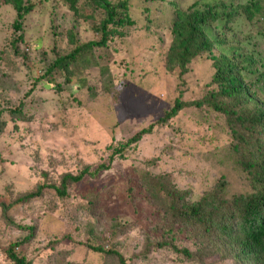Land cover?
<instances>
[{
	"label": "rangeland",
	"instance_id": "374dc122",
	"mask_svg": "<svg viewBox=\"0 0 264 264\" xmlns=\"http://www.w3.org/2000/svg\"><path fill=\"white\" fill-rule=\"evenodd\" d=\"M170 1H131V13L137 27L127 40L118 44L119 51L114 54L110 65L100 68L106 69L102 79L98 78V71H92L90 75L82 73L92 80V84L97 82L98 92L90 99L84 95L87 102L80 105L76 101L70 103L71 96L76 94V84L69 92L64 88L59 94L43 90L37 78L55 59L51 23L60 26L57 51L58 55H63L73 47L70 43V27L73 25L74 43L93 39L87 19L63 5L51 10V4L47 2L44 9L46 7L52 12L35 10L23 22V32H20L13 10L0 3V250L6 249L16 239L28 236L26 227L29 226L34 227L35 232L32 243L26 248L42 252L43 257L50 254L45 244L59 233L71 232L76 240H86L85 223L93 218L85 213L79 217L77 206L73 215V205L60 202L54 192L44 190L40 198L21 203L18 200L35 191L39 185L58 186L64 174L77 175L83 168L94 170L101 164H107L111 145L126 142L168 110L181 83L177 74L168 73L160 60V53L170 42L169 35L162 31L171 21ZM176 1L187 7L193 0ZM231 1L233 4H244L246 0ZM85 12L93 14L100 11L86 8ZM52 13L58 14V18ZM260 21L249 25L239 17L229 24L232 30L226 35L229 40H248L244 49L258 51L264 63L261 41L264 20ZM146 26H150L151 30H145ZM19 34L24 35L25 42L16 40ZM36 43L39 46L32 49ZM94 63L92 61L90 65ZM210 67L209 63L192 66V72L182 77L183 99L191 102L204 94L212 73ZM54 74L53 79L61 85L60 75L57 72ZM78 79L74 78V82ZM109 87L112 89L108 90ZM109 94H118L119 97L112 100ZM259 95L264 98L262 89H259ZM15 108L34 114V120L16 119L17 116L10 113ZM222 129L225 130L222 120L216 121L213 115L188 106L170 125H156L151 134L125 153L124 159H117L108 171L100 173L94 180H88L87 186L110 190L108 202L103 203L107 215L101 217L97 237L105 236L109 220L118 217L132 228L106 248H115L126 258L137 254L134 264H171L167 262L170 256L168 250L151 251L145 259L138 257L142 256L147 241L153 243L158 238L143 232L150 229L147 226L156 216L154 209L160 207L143 201L135 212L124 196L128 175L138 185L146 171L154 175L165 174L176 189L191 193L193 199L209 192L223 180L227 183L224 192L228 200L250 193L247 176L223 157L228 153L229 137ZM176 130L182 132L186 139L176 136ZM75 190L76 187H70V191ZM142 195H145L144 189ZM77 226L81 227L79 235L73 231ZM68 249L73 254L69 255L66 251V255L57 256L100 264L97 255L86 254L79 247ZM43 263V259L36 262ZM0 264H7L1 251ZM109 264L114 263L110 261Z\"/></svg>",
	"mask_w": 264,
	"mask_h": 264
},
{
	"label": "trees",
	"instance_id": "16d2710c",
	"mask_svg": "<svg viewBox=\"0 0 264 264\" xmlns=\"http://www.w3.org/2000/svg\"><path fill=\"white\" fill-rule=\"evenodd\" d=\"M131 1L0 0V3L13 10L20 32H23V22L35 10L43 9L51 13L60 5L87 19L93 39L74 43L73 25L70 27V43L73 47L63 55H58L57 51L56 40L60 26L51 23L55 59L44 74L37 78L43 90L59 94L64 88L69 92L76 84V94L71 96L70 103L76 101L80 105L87 102L84 95L90 99L96 97L98 92L97 82L92 84V80L82 73L90 75L92 71H98V78L102 79L106 69L100 68L110 65L114 54L119 51L118 44L127 40L137 27L131 13ZM144 1L154 3L162 0ZM47 2L51 4V10L46 7L44 9ZM86 8L94 12L98 9L100 12L92 14L85 12ZM169 12L171 21L162 31L169 35L170 42L166 50L160 53V60L168 73L177 74L181 83L177 86V96L168 110L163 112L160 119L136 132L126 142L111 145L107 164H101L94 170L83 168L77 175L64 174L58 186L39 185L35 191L18 200L21 203L40 198L44 190L54 192L60 202L73 205V215L77 206L79 217L85 213L93 218L85 223L86 240H76L71 232L59 233L45 244L50 254L43 257L42 252L26 248L32 243L35 232V228L29 226L26 227L28 236L16 239L6 249L0 250L5 263L36 264L43 259V264H90L87 260L77 262L72 258L57 256L66 255L68 248L71 250L79 247L86 254L99 256L100 264H109L110 261L114 264H134L137 254L126 258L115 248H106L132 230L128 222L120 220V217L109 220L106 235L97 237L96 230L99 229L101 217L107 215L103 203L108 202L110 190L87 186L88 180H94L100 173L108 171L117 159H124L125 153L133 150L139 141L151 134L156 125H170L181 110L193 106L213 115L216 121H223L225 130H222L229 137L228 153L223 157L247 176L250 193L228 200L224 192L227 183L223 180L209 192H203L193 199L191 193L176 189L165 174L154 175L146 171L143 181L138 185L128 175L125 178L124 196L135 212L143 201L160 207L154 209L156 216L147 226L150 229L143 232L158 238L153 243L147 241L142 256L138 257L145 259L151 251L168 250L170 256L167 262L171 264H264V98L259 95V89L264 92V63L258 51L244 49L248 40H229L226 35L232 30L229 24L239 17L249 25L264 20V1L246 0L244 4H233L231 0H193L184 7L172 0L169 2ZM54 15L58 18V14ZM149 24H152L151 20ZM145 30L150 31V26H146ZM16 40L25 42L24 35L19 34ZM261 41L264 45V34ZM38 46L36 43L32 49ZM92 61H95L93 66ZM202 63L211 65L210 81L205 86L204 94L190 102L183 99L182 77L192 72V66ZM54 72L60 75L61 85L53 79ZM74 78H79L76 83ZM110 96L112 100L119 97L118 94ZM10 113L17 116L18 120L32 122L35 118L34 114L24 113L21 108H15ZM175 132H178L176 136L180 135V139L184 137L182 132ZM71 186L76 187V190L70 191ZM83 187L86 189L82 190ZM143 189L145 195H142ZM73 231L79 235L81 227L77 226ZM67 254L73 253L69 251Z\"/></svg>",
	"mask_w": 264,
	"mask_h": 264
}]
</instances>
